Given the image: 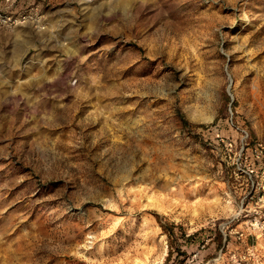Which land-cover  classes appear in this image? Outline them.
<instances>
[{
	"label": "rangeland",
	"instance_id": "obj_1",
	"mask_svg": "<svg viewBox=\"0 0 264 264\" xmlns=\"http://www.w3.org/2000/svg\"><path fill=\"white\" fill-rule=\"evenodd\" d=\"M31 6L0 27V264H264V0Z\"/></svg>",
	"mask_w": 264,
	"mask_h": 264
},
{
	"label": "built area",
	"instance_id": "obj_2",
	"mask_svg": "<svg viewBox=\"0 0 264 264\" xmlns=\"http://www.w3.org/2000/svg\"><path fill=\"white\" fill-rule=\"evenodd\" d=\"M23 0H0V27L11 28L19 25H24L30 22L38 23L36 20L38 12L36 8L31 6L29 8H22L20 4ZM217 138L229 148L230 151L235 149V143L229 139L225 140L220 134H217ZM244 146L241 147L243 153ZM253 153H256V160H258L264 154V146L258 144L253 148ZM256 163L253 161L249 164L247 173L250 177L256 175L257 170L255 168Z\"/></svg>",
	"mask_w": 264,
	"mask_h": 264
},
{
	"label": "bare ground",
	"instance_id": "obj_3",
	"mask_svg": "<svg viewBox=\"0 0 264 264\" xmlns=\"http://www.w3.org/2000/svg\"><path fill=\"white\" fill-rule=\"evenodd\" d=\"M152 205V204H151Z\"/></svg>",
	"mask_w": 264,
	"mask_h": 264
}]
</instances>
